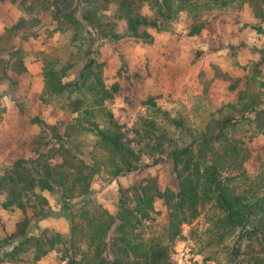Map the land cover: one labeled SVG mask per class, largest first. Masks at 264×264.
<instances>
[{"label": "trees", "instance_id": "trees-1", "mask_svg": "<svg viewBox=\"0 0 264 264\" xmlns=\"http://www.w3.org/2000/svg\"><path fill=\"white\" fill-rule=\"evenodd\" d=\"M13 2L29 15L53 14L64 42L50 55L43 54L41 101L76 117L64 131L38 117L32 119L46 134L29 141V150L37 157L18 158L4 166L0 195H5V200L0 207L21 212L24 217L15 232L0 238V264H27V255L39 262L52 253L66 264H175V246L182 238L183 226L193 224L209 204H214L219 213L212 221V242L236 236L232 260L238 264H264V196L257 192L263 182L248 179L242 185L224 177L225 170L239 171L246 161L244 148L230 137L229 130L246 121L264 132V56L260 63L245 68L247 87L239 91L236 105H228L241 117L222 115L209 123L207 130L199 129L188 117L159 106L157 98L151 96L140 101L148 115L137 121L131 133L108 106L121 88L119 84L107 87L104 64L93 49L97 39L116 42L124 37L151 45L155 41L151 31L174 33L184 14L194 20L191 35L205 29L215 31L219 18L234 5H249L260 23H247L246 27L264 35V0ZM146 7L148 14L143 13ZM121 22L126 24L123 35L118 32ZM25 23L22 19L0 36V84L9 80L12 89L17 85L12 73L28 72V53L14 44ZM123 68L127 69L124 59ZM4 113L0 107V116ZM50 144V151L45 152ZM57 156L61 163L53 162ZM144 157L152 162L144 163ZM165 160L173 166L176 190H162L155 178H146L129 195L120 190L117 215L92 198L94 180L103 170L118 178ZM42 192L58 195L62 210L53 211ZM75 199L78 201L73 203ZM157 200L164 201L167 208L161 225L155 224L160 214ZM54 216L69 220L68 234L41 228L42 220ZM209 262L213 259H206L204 264Z\"/></svg>", "mask_w": 264, "mask_h": 264}, {"label": "rangeland", "instance_id": "rangeland-1", "mask_svg": "<svg viewBox=\"0 0 264 264\" xmlns=\"http://www.w3.org/2000/svg\"><path fill=\"white\" fill-rule=\"evenodd\" d=\"M13 1L0 0V36L7 28L22 19L26 20L14 44L28 53L25 59L28 72L12 73L13 79L17 81L15 89L10 87L9 80L0 84V107L5 109V113L0 116V174L4 166L12 165L18 158L37 157L29 150V141L46 134L42 133L39 125L32 123V119L38 117L47 125L58 126L64 131L76 117L41 101L44 90L43 54L50 55L54 48L61 47L64 42L62 34L56 30L53 14L42 12L29 15ZM149 12L148 7L144 8V14ZM107 14L111 15L112 12ZM247 23L259 24L260 19L249 5L243 8L234 5L219 18L215 31L205 29L200 34L191 35L194 20L184 14L175 26L174 33L151 31L155 37L151 45L127 37L116 42L97 39L93 49L98 60L104 64L106 85L112 88L119 84L121 88L114 99L108 102L118 122L132 133L137 121L148 115V110L141 106L140 101L151 96L157 98L159 106L173 114L180 113L188 117L199 129L207 130L208 124L222 115L241 117L237 109L228 108V105H236L239 91L247 87L248 71L245 68L260 63L264 56V35L246 27ZM125 29L126 24L121 22L118 32L123 35ZM122 58L127 69L123 68ZM254 117L253 114L251 118ZM229 131L230 137L240 141L244 148L246 161L244 168L239 171L225 170L224 177L242 185H246L248 179L251 182H263L257 192L264 196V132L256 125H247L246 121ZM50 147L51 144L44 151H50ZM53 162L61 163L62 159L57 156ZM151 162L150 158L144 157V163ZM150 177L158 181L162 190L177 189L173 166L165 160L158 166L126 173L118 178H113L103 170L94 180L92 198L111 214L117 215L120 190L129 195L135 185ZM42 194L48 199L53 211L62 210L63 202L58 195L50 192ZM4 200L5 195H0V204ZM77 201L75 199L73 203ZM156 209L160 214L155 224L161 225L167 214L164 201L157 200ZM29 213L32 215V211ZM218 215L214 204H209L202 209L193 224L183 226L182 238L175 246V264H204L208 258L213 259L209 264H238L231 258L236 236L227 237L220 243L212 242V221ZM23 217L21 212H8L0 207V238L15 232ZM40 226L65 234L71 228L65 216L44 219ZM115 229L111 236L115 234ZM33 232L37 233L34 227ZM26 259L27 264H66L59 260L57 253L39 262L32 261V255H27Z\"/></svg>", "mask_w": 264, "mask_h": 264}]
</instances>
